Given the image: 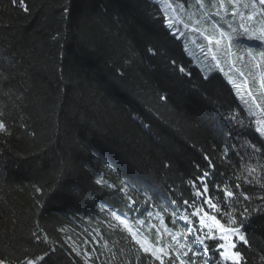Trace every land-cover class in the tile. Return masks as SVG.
<instances>
[{"label": "trees", "instance_id": "16d2710c", "mask_svg": "<svg viewBox=\"0 0 264 264\" xmlns=\"http://www.w3.org/2000/svg\"><path fill=\"white\" fill-rule=\"evenodd\" d=\"M176 1L193 7L209 36L219 37L213 22L229 31L215 15L232 8L228 0L224 9L220 0ZM25 2L27 12L0 0V114L11 132L0 134V258L27 264L47 252L44 264H135L136 246L110 213L151 239L159 229L160 242L171 243L164 228L187 230L181 199L191 202L195 165L206 168L207 155L221 189L241 186L239 198L216 200L250 210L246 264H264V138L250 121L261 110L244 107L228 80L246 79L263 108L258 70L236 57L264 44L233 34L236 56H228L223 43L201 36L224 67L206 75L154 0ZM253 168L259 185L245 180ZM74 246L92 258L77 257Z\"/></svg>", "mask_w": 264, "mask_h": 264}, {"label": "snow or ice", "instance_id": "6c2138e0", "mask_svg": "<svg viewBox=\"0 0 264 264\" xmlns=\"http://www.w3.org/2000/svg\"><path fill=\"white\" fill-rule=\"evenodd\" d=\"M12 3L14 5L19 3L25 12L28 11L25 0H12ZM229 3L232 5L230 19H226L229 15L226 10L223 14L219 10L215 13V15L221 17L229 31H225V28L219 23L213 22L212 27L219 33V37L205 36L204 38L208 43H215L216 45L223 43L225 53L228 56H236V53L232 51L233 34L246 35L249 39H255L264 44V0H229ZM200 6L202 7L203 5L201 4ZM220 8H224V0H220ZM244 10H248L247 14ZM237 17H239V23L234 26ZM173 27L174 25L168 21L167 29L170 30ZM196 30L198 31L199 29ZM173 39H175V34H173ZM209 52H211V49H209ZM246 57L248 58L247 63L254 64L258 70L254 82L259 84L261 90H264V50L257 52L255 49L248 47L236 59L241 63H245ZM212 58L216 60V65L219 67L220 61L217 60L214 53ZM179 70L181 72L184 71L183 68ZM220 70L223 71V68ZM240 75L244 77L245 73L240 72ZM229 83L236 88L238 95L244 93L249 97V99L245 100L244 95H241V99L244 100L246 105L252 104L264 111V108H261V105L257 103V97L253 90L247 87L246 79L244 83L236 84L229 78ZM262 95H264V92H262ZM261 123L264 122L257 121V124ZM255 132L259 134V137L264 138V127H257ZM0 134L11 135L2 114H0ZM251 147L254 155L261 152V149L257 148L255 144H252ZM204 160L207 164L206 168L200 169L199 165H195L199 171V176L191 181V202L188 199H181L184 211L179 215L180 219L185 222L187 230L173 231L167 226L164 228V231L168 232L171 237V243L162 244L160 242L159 229L156 230L155 239H151L148 236H142L134 229L126 217H122L116 211L110 213L119 222V225L123 227L131 242L136 246L135 264H141L142 257L144 264H147L148 261H151L152 264H156V262L158 264H198V260L199 264H229V262L230 264H246L247 258L240 249L245 246L251 247L245 229V220L248 218L250 210L247 206L241 205L238 212L236 209L229 211L228 204L221 206V202L215 198L216 193H221L226 199L237 197V193L241 191V186L236 183V192L226 188L221 189L220 185L213 179L216 175V165L213 164L212 158L206 155ZM255 171L256 169L254 168L248 171L245 177L248 184H260V177L253 175ZM237 180H239V177H237ZM209 183L212 184L211 190ZM242 199L243 201H250L251 197L244 194ZM260 199L264 200V196L260 197ZM205 208H207V211ZM130 210H135V208ZM225 214H227L226 222H222ZM149 215L151 216L152 213H149ZM237 215L239 219H237ZM171 216V223L175 225L177 212L173 211ZM193 218L196 219L194 220ZM163 221L164 218L161 216L160 222L163 223ZM139 224L144 225L145 221L139 220ZM150 228H155V225H150ZM189 234L192 237L191 242L188 239ZM72 252L77 257L83 254L86 261L92 258L91 253L87 251L82 253L75 246L72 248ZM47 255L48 253L45 252L44 255L39 256L37 259H29L27 264H44ZM213 257H215L214 260ZM0 264H15V262L8 258H0Z\"/></svg>", "mask_w": 264, "mask_h": 264}, {"label": "rangeland", "instance_id": "374dc122", "mask_svg": "<svg viewBox=\"0 0 264 264\" xmlns=\"http://www.w3.org/2000/svg\"><path fill=\"white\" fill-rule=\"evenodd\" d=\"M154 1L158 2L159 5L161 6V9L166 16L167 22L170 21L174 25V27L171 29L172 33L175 34V36H177L178 39H181L183 41V46L185 48V51L188 57L193 61V63L196 66L200 68V70L204 74L206 75L209 74L210 71L213 70V68H217L219 70L221 68L224 69L222 62H220L219 67H217L216 65V60H213L214 65L207 63L208 62L207 60L212 58L213 54L209 52V49L211 48L204 46L205 42L202 41L204 38L201 39L200 37L209 36L208 35L209 28L206 25H204L201 21H199L197 18L191 15V11L193 10L192 6L185 8L182 3H178L176 0H154ZM197 9H199V7H197ZM225 10L229 13V11H232V8H230V10L229 8L228 9L226 8ZM204 15H207V12H205L203 8L200 13V16L203 18L202 19L203 22H205ZM236 19L237 21H235L234 26H237L239 23V17H237ZM219 20H221V17L219 18ZM197 21H199V23H197ZM185 25H187V27H185ZM190 28L192 30L194 29V31H189L187 34H185V31H187ZM196 29H199V30L197 31ZM244 36L247 39H249L246 35ZM216 58L217 60H219L217 56ZM229 78L232 79L231 76H228V80ZM258 88H259L258 92L261 93V94H258L259 95L258 99L261 102L262 107L264 108V95H262V92H264V90L260 89L259 84H258ZM241 95H244L245 100L249 99V97L244 93H241L240 95H238L239 99L244 104V107L246 106V108H249L250 105H246L244 103V100L241 99ZM251 107L254 108V106H251ZM257 113L258 115L257 114L251 115L250 121L254 122V117H256L257 119L256 121H259L260 117H262L260 121L264 122V111H257ZM257 127H264V123L257 124L256 128Z\"/></svg>", "mask_w": 264, "mask_h": 264}]
</instances>
